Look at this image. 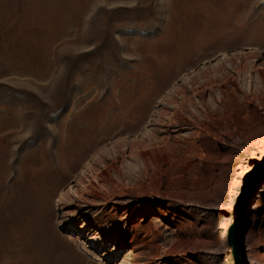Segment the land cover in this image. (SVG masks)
Here are the masks:
<instances>
[{"label":"rangeland","instance_id":"rangeland-1","mask_svg":"<svg viewBox=\"0 0 264 264\" xmlns=\"http://www.w3.org/2000/svg\"><path fill=\"white\" fill-rule=\"evenodd\" d=\"M263 187L264 0H0V264H264Z\"/></svg>","mask_w":264,"mask_h":264},{"label":"bare ground","instance_id":"bare-ground-1","mask_svg":"<svg viewBox=\"0 0 264 264\" xmlns=\"http://www.w3.org/2000/svg\"><path fill=\"white\" fill-rule=\"evenodd\" d=\"M206 84V83H205ZM206 87V86H205ZM207 89H203L200 92H204ZM210 90V86L208 87V91ZM147 91V90H146ZM141 92V90H140ZM199 92V93H200ZM145 93V92H144ZM141 94V93H140ZM151 93L148 94V96ZM199 95V94H198ZM143 96V95H142ZM144 97V96H143ZM142 97V99H143ZM141 98L140 96L138 99ZM133 99V98H132ZM138 101V100H137ZM191 102L190 100H188ZM135 103V101H134ZM185 108V107H184ZM66 136L60 140L58 143L55 152L54 157L50 161H43L44 163L39 166L38 168L31 166L30 164H27V162L24 160L21 163V166L19 170L21 169L22 173L25 174L27 171L30 170L32 176L36 179H40L38 188L40 193L44 196L45 201H49L56 193L59 187L63 186L67 182V176L69 172L71 171V166L74 164V162L77 160V153L75 149L72 147L70 148V144L67 138V129L65 130ZM39 157L44 158L45 152L44 149L41 148ZM32 163V162H31ZM259 195L256 197L253 207V210H259L264 206L263 198H264V187L260 190L258 193ZM145 209L141 211V214L144 212ZM233 215L224 221L219 223V229L222 233V238L227 236V231L229 230V224L233 220L237 221V215L235 213V209L231 211ZM155 221L157 223H161L160 219L157 217L155 218ZM162 224V223H161ZM139 226H135L134 228H138ZM95 235H100V232L95 231ZM254 258V257H253ZM258 257H255L252 260H257ZM251 262V260H250ZM252 264V263H251Z\"/></svg>","mask_w":264,"mask_h":264},{"label":"water","instance_id":"water-1","mask_svg":"<svg viewBox=\"0 0 264 264\" xmlns=\"http://www.w3.org/2000/svg\"><path fill=\"white\" fill-rule=\"evenodd\" d=\"M262 174H263V172L259 173L257 178L260 177ZM250 187H251V185L247 187V189L244 192V195L247 194ZM235 207H236V210H238V212H240V214H241L243 203L237 202L235 204ZM236 222L237 223L235 224V226L230 228L227 232V242H228V246L231 248V250L233 252L235 251L236 253H238L239 250L243 249L244 231L242 229V216L239 217Z\"/></svg>","mask_w":264,"mask_h":264}]
</instances>
